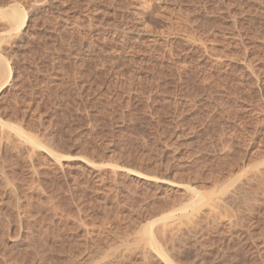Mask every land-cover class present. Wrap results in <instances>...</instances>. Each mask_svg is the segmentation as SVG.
Listing matches in <instances>:
<instances>
[{
	"label": "rangeland",
	"instance_id": "obj_1",
	"mask_svg": "<svg viewBox=\"0 0 264 264\" xmlns=\"http://www.w3.org/2000/svg\"><path fill=\"white\" fill-rule=\"evenodd\" d=\"M1 36L0 264H264V0H0Z\"/></svg>",
	"mask_w": 264,
	"mask_h": 264
},
{
	"label": "bare ground",
	"instance_id": "obj_2",
	"mask_svg": "<svg viewBox=\"0 0 264 264\" xmlns=\"http://www.w3.org/2000/svg\"><path fill=\"white\" fill-rule=\"evenodd\" d=\"M9 3V2H8ZM11 3V2H10ZM9 13L8 14H6L7 15V19H8V21L10 22V26H12V28L13 29H18V30H20L21 28H22V26L24 25V23H25V17H26V13H24V11H22L20 8H18L17 7V5H15L14 3L13 4H10L9 5ZM8 22V23H9ZM118 27V26H117ZM124 27V26H123ZM6 28V27H5ZM121 28V27H120ZM127 29V28H126ZM119 30V29H118ZM121 30H125V29H123V28H121ZM5 32V31H4ZM19 32V31H18ZM124 32V31H123ZM2 33V32H1ZM0 38H3V36H1ZM4 39H5V37H4ZM1 40V39H0ZM2 41H3V39H2ZM7 42V41H6ZM9 42V41H8ZM0 43H2V42H0ZM8 44V43H7ZM1 47V46H0ZM0 51H1V49H0ZM8 62V61H7ZM12 76V69L10 68V67H8V65H7V63L6 62H4L3 60H2V57H1V54H0V92H1V90L4 88V86H5V83L6 82H8V80H9V78ZM13 126H15L14 128H16V130L18 131V132H25V131H23L22 130V128L21 127H19V126H17V125H13ZM7 134H9L8 132H7ZM25 134V133H24ZM10 136V135H9ZM28 136V135H27ZM7 137V136H6ZM30 138H31V136H29ZM8 139V138H7ZM6 139V140H7ZM10 139V138H9ZM5 140V139H4ZM5 140V141H6ZM37 140V139H36ZM35 142V141H34ZM36 146V145H35ZM42 147V146H41ZM55 158L57 159V157L55 156ZM60 157H58V159H59ZM91 163V162H90ZM2 167V166H1ZM2 169V168H1ZM5 170V169H4ZM2 171H3V169H2ZM4 173V172H3ZM6 174V173H5ZM135 174H137V176L138 177H143L140 173H135ZM1 176V175H0ZM7 176V175H6ZM6 176L4 175V177L6 178ZM4 177H3V179H4ZM6 180V181H5ZM4 181L5 182H8L7 180V178L5 179ZM14 180V179H13ZM3 181V180H2ZM8 186V185H7ZM10 186V185H9ZM187 186V185H186ZM189 187H191V186H187V188H189ZM194 189V188H193ZM188 190H190V189H188ZM192 190V189H191ZM195 190V189H194ZM193 190V191H194ZM197 190V189H196ZM196 190L194 191V192H196ZM197 192H199L198 190H197ZM234 194V193H233ZM232 196V195H231ZM234 197V196H233ZM232 198V197H231ZM223 201V200H222ZM227 206V205H226ZM220 208V207H219ZM217 209V208H216ZM223 209H225V208H223ZM225 211V210H224ZM231 212H233V211H231ZM230 214V213H229ZM232 214V213H231ZM185 216V215H184ZM191 217V216H190ZM229 217V216H228ZM184 218V217H183ZM187 218L188 217H186L185 218V221H184V219L182 220V221H180V222H177L176 220V223H175V232L170 236L171 238L170 239H172V241L174 242H176L177 240L179 241L180 240V238H182L183 236L182 235H184L185 233H187L188 234V232H190V225H191V223L189 222L190 221V219L188 218V220H187ZM187 220V221H186ZM231 221H232V219H231ZM153 223H154V221H150V222H147L146 224H145V227H144V229H145V233H144V235H145V237H146V242H147V244H145L144 246H146V247H144L143 248V250L144 251H141L142 249H140V248H138L139 249V251H141V252H144L145 254H147V256L148 255H151V253L153 254V251H155V250H153V249H156V250H158V251H160V248L162 247V246H158V241H157V239H156V234L154 233V231H153V229H152V225H153ZM232 223V222H231ZM161 226V225H160ZM164 226V225H163ZM238 226V225H237ZM162 227V226H161ZM169 227V226H168ZM196 227V226H195ZM240 227V226H239ZM158 228V227H157ZM194 228V227H193ZM143 229V230H144ZM157 230V229H156ZM160 230V229H159ZM162 230V229H161ZM170 230V229H169ZM169 230H168V232H169ZM163 231V230H162ZM171 231V230H170ZM193 231V230H192ZM156 232V231H155ZM235 232V231H234ZM158 234H159V232H157ZM165 233V232H164ZM162 234V233H161ZM235 234V233H234ZM237 235H238V233H237ZM159 236V235H158ZM161 236V235H160ZM191 236V235H190ZM163 237V236H162ZM169 239V240H170ZM251 239V238H250ZM185 240V239H184ZM244 240H245V238H244ZM171 241V240H170ZM182 241V240H181ZM172 242V243H173ZM185 242V241H184ZM195 242V241H194ZM244 242V241H243ZM246 242V241H245ZM171 243V244H172ZM251 244V243H250ZM169 245V244H168ZM177 246V245H176ZM139 247V246H138ZM175 246H173L172 247V250H173V248H174ZM163 248V247H162ZM161 248V253L160 254H164V252H163V249ZM176 249V248H175ZM174 249V250H175ZM125 249H123L122 250V254L121 253H119V252H117L116 254L117 255H119V254H121V256L122 255H125V254H127V252H128V250H127V252H126V250L124 251ZM124 251V252H123ZM131 251H132V249H131ZM130 251V252H131ZM176 251V252H175ZM174 252L175 253H177V250H175ZM119 253V254H118ZM132 253V252H131ZM144 253H142L143 255H144ZM156 253V252H155ZM166 253V252H165ZM163 254H162V256H163ZM138 255V254H137ZM142 255V256H143ZM168 255H170V254H168ZM167 254H166V256H168ZM173 255V254H172ZM120 256V255H119ZM120 256V257H121ZM145 256V255H144ZM152 256V255H151ZM165 256V254H164V259L166 260H164L163 259V261L164 262H167L166 264H174V263H171V261L169 260V258L168 257H166ZM161 257V256H160ZM149 258H150V256H149ZM173 258V257H172ZM147 259V258H146ZM118 260V259H117ZM172 260V259H171Z\"/></svg>",
	"mask_w": 264,
	"mask_h": 264
}]
</instances>
